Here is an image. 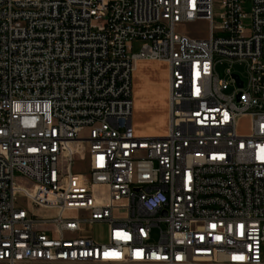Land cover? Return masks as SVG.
I'll use <instances>...</instances> for the list:
<instances>
[{
    "label": "built area",
    "instance_id": "1",
    "mask_svg": "<svg viewBox=\"0 0 264 264\" xmlns=\"http://www.w3.org/2000/svg\"><path fill=\"white\" fill-rule=\"evenodd\" d=\"M214 8L0 0V264H264V0ZM139 59L169 66L164 134L134 129Z\"/></svg>",
    "mask_w": 264,
    "mask_h": 264
},
{
    "label": "crops",
    "instance_id": "2",
    "mask_svg": "<svg viewBox=\"0 0 264 264\" xmlns=\"http://www.w3.org/2000/svg\"><path fill=\"white\" fill-rule=\"evenodd\" d=\"M160 62L168 66L166 62L157 60L139 59L135 63L132 75L133 88V126L137 134L147 133L149 121L155 115L162 113L163 124L154 130V134H164L168 130L167 117L169 113V75L166 77V84L160 89H156L151 76L153 63ZM169 67V66H168Z\"/></svg>",
    "mask_w": 264,
    "mask_h": 264
},
{
    "label": "rangeland",
    "instance_id": "3",
    "mask_svg": "<svg viewBox=\"0 0 264 264\" xmlns=\"http://www.w3.org/2000/svg\"><path fill=\"white\" fill-rule=\"evenodd\" d=\"M244 7L247 11L250 9V4L248 1L246 2ZM220 11H221L220 0H215L214 15H215L216 21L219 20ZM179 28L181 31H185V32H187L193 36H197V37H206L209 34L208 23L204 20H199V21L194 22V23H183L179 26ZM143 44H144V41L141 39L134 40L132 43L131 52H139L141 50ZM227 67H228L227 63H224V62L218 63L217 72L221 78L228 80L230 78L226 72ZM234 70L238 71L240 73H243V68L239 65L234 66ZM150 71H151V76H152V79H153V82L155 84L156 89L161 90L164 87V84H166V77L169 75V67L164 63L156 62V63H153ZM233 90H234V87L232 85H230L229 88L226 89V93H230ZM162 119H163L162 113H160L158 116L155 115L153 117V119L151 121H149V125L152 128H148L147 133H145L143 135L154 134V130L160 127L159 123H161V124L164 123V121H162ZM168 121H169V113H168V117H167V123H168ZM244 122L245 121H243V123ZM20 182L23 185L31 187V183L29 181H25L24 179H21ZM18 202L22 206L28 205V202L26 201L25 198H20ZM93 233H94V237L97 240L105 241L107 238L106 226L103 224L94 225ZM263 260H264V244H263Z\"/></svg>",
    "mask_w": 264,
    "mask_h": 264
},
{
    "label": "water",
    "instance_id": "4",
    "mask_svg": "<svg viewBox=\"0 0 264 264\" xmlns=\"http://www.w3.org/2000/svg\"><path fill=\"white\" fill-rule=\"evenodd\" d=\"M233 76L237 79L238 85L240 87H242L243 86V80L239 78L238 74H234Z\"/></svg>",
    "mask_w": 264,
    "mask_h": 264
}]
</instances>
